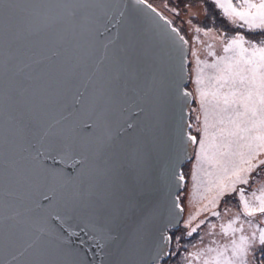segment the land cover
I'll use <instances>...</instances> for the list:
<instances>
[{
    "label": "snow or ice",
    "instance_id": "snow-or-ice-1",
    "mask_svg": "<svg viewBox=\"0 0 264 264\" xmlns=\"http://www.w3.org/2000/svg\"><path fill=\"white\" fill-rule=\"evenodd\" d=\"M132 2L179 57L177 99L199 106L195 122L187 123V130L181 125L180 140L182 149L192 148L191 178L206 203L184 221V235L191 238L201 225L207 231L181 264H264V183L247 191L252 173L264 166V0L187 4L191 46L148 0ZM113 3L0 0V174L4 179L6 169L8 180L7 199L0 186V253L7 250L11 256L0 258V264H19L22 257H27L23 264H69L64 259L69 253L56 243L57 230L77 233L66 227L61 209L87 202L98 216L113 213L127 175L148 154L151 128L145 105L150 97L140 87V50L131 37L114 48L125 12L113 9ZM164 8L179 15L167 3ZM210 11L218 15L209 17ZM199 14L209 17L212 26L192 22ZM217 18L226 26L217 29ZM113 28L115 37L102 40ZM201 33L214 43L200 40ZM98 45L103 49L99 56ZM189 51L194 92L181 91ZM173 177L185 179L175 168ZM226 195L235 196L238 210L225 206L222 215L216 209ZM178 201L173 207L182 211ZM201 212L217 223L205 216L192 226ZM171 226L172 219L152 264L179 251L180 236L176 251L166 250L172 244Z\"/></svg>",
    "mask_w": 264,
    "mask_h": 264
},
{
    "label": "water",
    "instance_id": "water-1",
    "mask_svg": "<svg viewBox=\"0 0 264 264\" xmlns=\"http://www.w3.org/2000/svg\"><path fill=\"white\" fill-rule=\"evenodd\" d=\"M115 8L124 11L125 16L114 48L127 44L131 37L140 50V87L150 97V103L145 105L149 114L147 123L151 128L149 151L143 163L127 175L126 187L114 203L113 213L98 216L87 202L74 209H61L67 219L66 227L77 233L69 236L57 230L59 240L56 243L69 253L64 257L69 264H152L157 245L162 242L161 233L167 231L169 220L172 219L171 228H177L183 215V210L173 207L183 187V182L174 179L173 169L181 173L182 166L191 157L192 148L182 149L180 135L181 125H185L187 130L188 107L192 99L187 103L177 99L175 83L178 82L180 60L162 32L138 12L132 0H114ZM112 14L118 16L119 12L113 11ZM116 32L117 29L113 28L101 39H111ZM111 52L112 49L109 55ZM102 53V46L98 45L97 56ZM184 71L187 76L181 84V91L190 92L186 88L189 77L187 64ZM68 96L70 105L71 92ZM129 116V113H124L125 118ZM8 155L5 145V164ZM2 185L4 199H7L6 169L4 179L0 174ZM173 211L176 212L174 218L170 216ZM103 233H109L111 239H102ZM101 244L103 248L99 247ZM0 258L10 260L11 256L5 250L0 253ZM25 259L27 257H22L19 264H23Z\"/></svg>",
    "mask_w": 264,
    "mask_h": 264
},
{
    "label": "rangeland",
    "instance_id": "rangeland-1",
    "mask_svg": "<svg viewBox=\"0 0 264 264\" xmlns=\"http://www.w3.org/2000/svg\"><path fill=\"white\" fill-rule=\"evenodd\" d=\"M148 2L152 4L154 7H156L157 10L160 11L163 15H165L168 19H170L173 22L174 26H176L178 29H181L182 34H184L186 38L189 39V44L191 46L192 33H191V30L188 28L189 13L186 10V5L189 3H192L194 6H199V5H202V0H149ZM165 3H167L169 7L171 8H177L179 11V15H173L167 8H164ZM193 11L194 12L196 11L195 7ZM210 14L218 15L211 11H210ZM204 19L206 18L202 14L194 15L192 17V22L196 23L198 26H204V25H207L206 27L211 26V22L210 21L207 22V20L203 22ZM218 19L219 18H217V21ZM205 22L207 23L203 24ZM218 24H219L218 27L215 26L217 29L221 28L222 25H224V22L219 19ZM199 39L200 40L207 39L209 43H214V41H212L208 37H205L202 33L200 34ZM198 47L202 48L203 45L198 44ZM214 50L219 54L220 53L219 45H217V47ZM200 58L201 59L205 58L203 53H201ZM208 59L209 61L211 60V58H208ZM187 60H188L187 68H188L189 77H188V83L186 85V88L190 92H194V85L191 84V78H192L191 67H192L193 58L191 57L190 51L188 52ZM198 107H199L198 104H196L192 100L190 106L188 107V122H193V123L195 122V117L197 115V112L194 110L197 109ZM191 134L197 135V136L199 135L197 132H195L194 129L192 130ZM193 160H194V155L192 151L190 159L186 161L182 169V173L185 175V179L183 181L184 182L183 189L178 194V198L180 201L179 203L183 210V218L179 224L180 230L178 232L182 235H184V233L186 232V229L184 227V221L188 219L189 214L195 212L197 207H203V204L206 203V201L200 200L201 192L199 188L195 186L191 178L190 171H191V164ZM257 173H259V175ZM252 177H253V180L250 181V184L247 189L248 192H250L252 188L257 187L259 183H264V166H261V168H259L256 172H253ZM225 206L231 207L233 211L238 210V201L236 200L234 195H226L225 197H223L221 200V203L217 206L216 211H219L223 215ZM205 216H208V219L210 222L217 223L215 217L210 216V214L208 213L201 212L198 216H196V219L193 221L192 226H195V224L200 219L205 218ZM227 218L228 217H225V219ZM206 231H207L206 225H201L197 233L193 234L190 241H187L184 245H181V247H183L181 250V255H180L181 257L179 259L177 258V260L180 261V264H181L182 256L187 254V251L190 249L191 244L196 243L200 235H203Z\"/></svg>",
    "mask_w": 264,
    "mask_h": 264
},
{
    "label": "trees",
    "instance_id": "trees-1",
    "mask_svg": "<svg viewBox=\"0 0 264 264\" xmlns=\"http://www.w3.org/2000/svg\"><path fill=\"white\" fill-rule=\"evenodd\" d=\"M149 1V0H148ZM210 16H212V14H210L209 13V17ZM209 17H205L206 19H204L203 20V22L204 21H206L207 20V22L208 21H210L211 22V20L209 19ZM207 22H205V23H203V24H206ZM218 22H219V19H218V21L216 20V24H215V26L216 27H218L219 26V24H218ZM207 25H204V27H206ZM211 26H212V23H211ZM183 169V168H182ZM180 229H179V227L178 228H171V230L169 231V235H171L172 236V244H171V246L168 248V250H170V251H176V241H175V238L177 237V236H180L181 237V241H180V243H181V245H184L187 241H190V239L191 238H187L186 236H184V235H182V234H180L178 231H179ZM167 231H168V229H167ZM182 248L183 247H181V249H179V251L177 252V254H176V256H174V257H170V258H165V260H163V261H161V264H180V261L179 260H177V258L179 259L181 256V250H182Z\"/></svg>",
    "mask_w": 264,
    "mask_h": 264
},
{
    "label": "flooded vegetation",
    "instance_id": "flooded-vegetation-1",
    "mask_svg": "<svg viewBox=\"0 0 264 264\" xmlns=\"http://www.w3.org/2000/svg\"><path fill=\"white\" fill-rule=\"evenodd\" d=\"M182 173V172H181ZM183 185H184V182H183ZM183 189V188H182ZM180 202V201H179Z\"/></svg>",
    "mask_w": 264,
    "mask_h": 264
}]
</instances>
